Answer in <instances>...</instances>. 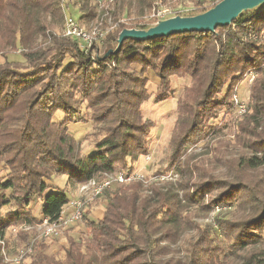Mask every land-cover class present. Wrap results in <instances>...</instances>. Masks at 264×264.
<instances>
[{
    "label": "trees",
    "instance_id": "obj_1",
    "mask_svg": "<svg viewBox=\"0 0 264 264\" xmlns=\"http://www.w3.org/2000/svg\"><path fill=\"white\" fill-rule=\"evenodd\" d=\"M102 1L0 0V264L10 243L31 245V264H264V188L251 195L245 179L264 177V3L212 33L129 38L116 51L122 30L158 22L156 13L148 19L157 0ZM194 7L187 17L213 8ZM109 15L131 27L118 24L89 49L63 36L65 16L83 27ZM97 44L103 52L94 57ZM144 70L160 81L155 103L177 100L169 141L177 180L156 174L113 185L101 217L82 218L86 233L49 255L35 228L56 222L71 201L54 179L80 186L128 176L149 153ZM181 75L192 84L176 98L172 79ZM250 76L248 110L228 145L231 166L220 143L210 157L180 162L191 135L211 132L206 115L229 112L234 87ZM70 125L92 127L91 151L82 152ZM211 214L210 223L196 222Z\"/></svg>",
    "mask_w": 264,
    "mask_h": 264
},
{
    "label": "rangeland",
    "instance_id": "obj_2",
    "mask_svg": "<svg viewBox=\"0 0 264 264\" xmlns=\"http://www.w3.org/2000/svg\"><path fill=\"white\" fill-rule=\"evenodd\" d=\"M110 0H104L101 2L100 6L103 7V5L106 2H109ZM211 0H157V6H155V10L153 12H150L148 15V19L152 18L154 14L157 16V11L159 12V17H157L158 22L167 21L176 17L180 18H186L187 16L193 14L195 7L197 6L198 9L203 7H208L211 2ZM72 11V17L74 19L78 18V14L76 13L75 9H71ZM147 14V13H146ZM184 16V17H181ZM101 20H95L88 25L83 26L85 30H91L95 31L96 38L98 40H102L105 34L109 31H112L117 28L118 24H124L125 27H131V22L126 19H119L118 21L114 20V18L109 15L107 19L103 22H100ZM157 22V23H158ZM156 23V24H157ZM156 24L152 25L151 27H154ZM105 27V28H103ZM119 28V27H118ZM129 30V29H124ZM123 31V30H122ZM97 42H100L98 41ZM103 52V44L99 45L97 44L95 46V52L92 54V56H98ZM3 58L0 57V63L2 62ZM109 69H113L114 65L110 64L108 66ZM135 71L139 72L140 69L138 67H133ZM144 77L147 78V84L146 89L149 94L148 99L146 102L142 103L141 105V113L144 117V119L149 120L153 122L154 127L151 131V141L149 145V153L146 155L149 156L150 160L148 164L144 161V156H140L138 161L135 163V171L134 173H140L144 176L146 181H152V177L155 178L156 174H161V176L169 177L172 176V180L170 181H176L177 175L172 174L170 171V161L169 157L171 155V151L169 148V141L172 129L174 127V123L176 120V99H168L163 102L155 103V95L158 90V86L160 84L159 79H157L154 76V73L151 70H144ZM253 78H249L248 80L244 79L242 82L237 84L234 87L233 95H236L238 99L247 105V110L249 106V86L252 82ZM192 82L191 79L188 78L186 75H181L179 77L172 79V86L175 90V97L177 96L181 97L183 93L185 94L186 90L189 89ZM232 95V97H233ZM232 109L229 112H221L216 111L211 113V115L215 116H208L206 115V118L204 119V124L208 123L211 125L210 129L211 132L209 134H206L204 137L201 135V131H196L197 133L195 135H191L187 140L186 144L187 147L184 149V155L181 157L180 162H183L186 157L188 156H196L198 158L199 156L206 158L205 154H209L208 156H211V153L214 152L215 149H218L219 146L217 145L220 143L223 146H226V162L231 166V163H233L232 159V153L230 152V149L228 148V145H234V136L236 134V127L237 123L242 121V115L237 114V110L234 106V102H232ZM247 112V111H246ZM246 112L244 114H246ZM242 119V120H241ZM203 124V125H204ZM70 133L76 138V140L80 144V149L82 152H88L92 150V127L90 125H70L69 127ZM211 152V153H208ZM229 169L225 170L228 171ZM224 172V171H223ZM251 174V175H250ZM247 173L245 174L246 183L248 186H250L252 192L251 195L256 194L259 190L262 191L264 188V177L261 173ZM55 182H58L59 185H61L64 190L66 191V194L70 196V200L72 199H82L84 201V207H83V219L87 218L90 220H93L90 218L91 214L94 213L97 209L100 210L106 206L107 200L106 196H104V193L96 198L94 201H89V197L87 194H83L81 192V186L83 185H68L66 178L61 177L55 178ZM112 191L111 189H109ZM214 194V193H212ZM245 194V193H244ZM244 194L241 195V200L244 199ZM104 201H106L105 206ZM36 208V207H34ZM37 209V208H36ZM35 210V209H33ZM217 211V210H216ZM103 213V212H102ZM214 213H216L214 211ZM37 213L35 212V215ZM101 217V216H100ZM83 219H81L79 222L74 224L73 226L69 227L65 231H59L62 236H48L44 237L42 235L43 229L45 224L42 223L40 226H37L35 228V232L39 233L38 236V242L41 244L46 245L45 250L49 255H57L56 253L62 247H67L68 242L70 239H77L80 236V233L85 232L86 228L83 222ZM212 219V214L209 216L207 220H198L196 222L199 223H210ZM83 234V233H82ZM216 234L217 231H216ZM83 236V235H81ZM220 238V237H219ZM39 246V245H38ZM42 249V247H38V252ZM44 249V248H43ZM3 262L2 264H15L11 259L17 254L19 250H15L14 245L12 243L9 244V246L3 250ZM59 255V254H58ZM34 257L33 248H31V252L27 254V256L19 263V264H31L32 258Z\"/></svg>",
    "mask_w": 264,
    "mask_h": 264
},
{
    "label": "built area",
    "instance_id": "obj_3",
    "mask_svg": "<svg viewBox=\"0 0 264 264\" xmlns=\"http://www.w3.org/2000/svg\"><path fill=\"white\" fill-rule=\"evenodd\" d=\"M221 1L223 0H211V5L214 7ZM157 17H159L158 11ZM63 36L80 40L83 43L85 49L91 48L92 45L98 40V38H96L95 31L85 30L79 25L77 21L68 16H65L64 18ZM250 78L253 77L250 76ZM232 100L237 110V114H244L246 112L247 105L242 103L236 95H233ZM149 160V156L145 155L144 161L146 162V164H148ZM171 177L172 176H161L160 180H172ZM144 179V176L140 173L133 172L131 175L125 176L123 173L117 172L112 175H105V178L101 183H96L94 180L87 182L86 184L81 186V192L85 195L87 194V196L89 197V201H94L96 198L101 196L105 192V190H109L113 185L126 184L130 181H142ZM83 207L84 201L82 199H72L66 206V208L61 212V215L56 222L52 224H49L46 221L43 222L45 226L42 235L44 237L52 235L55 237L62 236L59 231L67 230L69 227L73 226L83 218ZM31 248L32 246L28 245L20 249L11 260L15 264H19L27 256V254L31 252Z\"/></svg>",
    "mask_w": 264,
    "mask_h": 264
},
{
    "label": "water",
    "instance_id": "obj_4",
    "mask_svg": "<svg viewBox=\"0 0 264 264\" xmlns=\"http://www.w3.org/2000/svg\"><path fill=\"white\" fill-rule=\"evenodd\" d=\"M262 3L264 0H223L212 9L197 16L176 17L158 22L147 31L123 30L119 35L116 51L121 43L129 38L144 41L174 34L212 33L216 28L229 26L243 11L251 10Z\"/></svg>",
    "mask_w": 264,
    "mask_h": 264
},
{
    "label": "crops",
    "instance_id": "obj_5",
    "mask_svg": "<svg viewBox=\"0 0 264 264\" xmlns=\"http://www.w3.org/2000/svg\"><path fill=\"white\" fill-rule=\"evenodd\" d=\"M105 203H106V201H104V205H102L103 207L105 206ZM37 210H36V212H37ZM102 212H103V208L100 210L97 209L96 211H94V213L91 214L90 218L93 220H98L100 218V216L102 215Z\"/></svg>",
    "mask_w": 264,
    "mask_h": 264
}]
</instances>
